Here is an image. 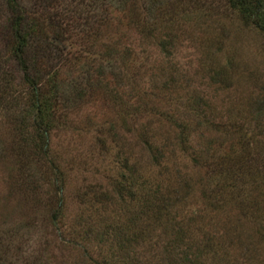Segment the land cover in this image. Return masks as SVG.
<instances>
[{
	"label": "trees",
	"instance_id": "16d2710c",
	"mask_svg": "<svg viewBox=\"0 0 264 264\" xmlns=\"http://www.w3.org/2000/svg\"><path fill=\"white\" fill-rule=\"evenodd\" d=\"M101 1V29L94 30L90 22L80 44H75L81 47L74 49L73 25L68 27L25 0H0V114L19 134L13 151L20 160L22 178L34 188L38 179L52 177L56 205L49 217L63 226L66 201L59 193L72 167L53 154L49 139L53 130L67 127L74 106L61 102L60 75L63 68L75 69L82 54L79 48L93 53L99 46L103 61H115L118 70L110 75L102 69L96 83L87 76L88 89L75 90L77 105L97 96L116 105L123 124L129 118L137 123L135 136L145 153L124 152L112 119L105 129L97 127L101 134L95 142L103 152L110 154V143L117 141L114 158L119 172L110 180L115 196L98 184H88L81 191L79 199L88 205V212L81 208L65 227L69 244L83 246L96 236V246L106 245L107 250L100 258L89 254L93 264H264V149L258 148L261 141L255 139L264 134V94L248 100L252 107L247 110L234 103L221 113L198 90L192 89L186 97L170 95L171 76L157 87L160 92L138 86L145 70L142 61L135 62L139 52L118 42L125 31L111 29L115 13L127 18L129 28L144 38L152 35L158 19L171 21L172 13L160 2L158 19H148L145 3ZM221 1L222 8L208 4L204 9L230 13L243 26L264 34V0ZM100 35L97 42L95 36L100 39ZM159 44L166 50L173 45V37L162 36ZM231 61L213 66L210 77L229 86L226 71ZM123 79L133 82L130 93L123 90ZM238 103L244 105L246 100L239 98ZM141 116L143 122L138 123ZM160 124L166 132L158 129ZM182 157L188 161H181ZM198 169H203L204 177L195 186ZM246 171L250 174L244 176ZM231 204L239 209L238 222L243 218L253 224L255 239L247 230L244 240L242 231L233 227L227 207ZM26 224L0 226V264H21L22 260L33 264L18 242L29 229ZM233 242L243 245L247 255L242 256L247 257L233 252Z\"/></svg>",
	"mask_w": 264,
	"mask_h": 264
},
{
	"label": "rangeland",
	"instance_id": "374dc122",
	"mask_svg": "<svg viewBox=\"0 0 264 264\" xmlns=\"http://www.w3.org/2000/svg\"><path fill=\"white\" fill-rule=\"evenodd\" d=\"M135 1L138 4H146L145 14L148 19H158L156 7L160 2L164 4L165 11L172 13L171 21L158 19L152 35L146 38L130 29L127 18L120 16V12L115 13L111 29L116 28L120 33L121 30L125 31L126 35L118 42L122 45H132L139 52L135 62L139 65L142 61L141 69L145 70L142 78L137 79L138 86L160 92L157 87L171 76L174 87L170 95L186 97L192 89L198 90L203 92L204 96H208L215 108L214 111L221 113L224 108L234 103L247 110L252 107L247 103L248 100H254L257 94H264L262 89L264 34L243 26L237 18L228 16L230 13L226 15L222 11H215L217 9H204L208 4L224 7L221 0H153L150 4L145 2L146 0ZM25 2L31 3L45 15H51L58 20L60 18L68 27L73 25V31L77 32L71 36L75 41L71 43L73 48L81 47L75 44H80L81 34L88 29L90 22L93 23L94 30L101 29L98 23L102 12L101 0H25ZM115 2L118 4V1ZM69 15L72 16L70 19ZM167 34L173 37V45H167V49L164 50L159 40L162 36L167 37ZM95 37L97 42L102 39V35L100 39ZM66 45L68 47V43ZM97 47L98 51L93 53H88L86 48H79L82 54L75 69L63 68L60 75L61 102L70 104V107L74 106L67 127L53 130L49 139L53 154L61 163L72 167L65 178L64 188L59 193L66 201L63 226L53 224L49 217L53 206L56 205L53 201L55 199L52 198L55 182L52 177L50 179L43 177L37 180V186L33 188L24 181L20 160L13 151L14 138L17 139L19 134L13 130V124L5 115L0 114V226L7 227L25 221L28 223L26 225L29 229L21 235L18 242L24 248V255L28 256V260L33 261V264H93L89 254L92 258H100L101 252L107 250L106 245L96 246L97 237L93 235L90 241L83 242V246L73 247L67 241L66 234V228L74 221L77 212L81 208L85 213L88 212L85 208L88 205L79 199L81 191L86 189L88 184H98L100 188L111 189L115 196L110 180L119 172L114 158L117 141L110 143V154L103 152L95 142L96 136L101 134L97 131L98 126L105 129L109 125L108 120L112 119L119 134L118 142L123 146L124 152L135 156L140 155L141 151L145 153L135 136L134 128L137 127V123L133 124L129 118L127 123L123 124L119 112H116V105L109 104L98 96L79 101L77 105L75 90L79 87L88 89L87 76H91L90 80L96 83L102 69L110 75H116L118 70V63L115 61L110 63L103 61L99 46ZM228 58L232 63L230 67L228 65L226 71L229 86H225L224 82L211 78L210 75L213 66L223 64ZM121 83L123 90L130 93L133 82L123 79ZM239 98L242 102L246 100V103L239 104ZM252 112L254 116L255 112ZM137 121L143 122L142 116ZM157 127L163 131L167 130L162 124ZM262 132L264 133V129ZM255 139H260L258 148L263 150L264 134L256 135ZM146 154L147 157L146 155L144 157L148 162V153ZM181 161H188V158L182 157ZM194 174V179L197 177L194 182L196 186L199 178L204 177L203 169L196 170ZM248 174L250 173L246 171L244 176ZM197 189L199 187H196V193H199ZM50 196L53 202H50ZM261 196H264V193ZM227 207L233 227L242 231L244 240L247 230L252 234L251 239H255L253 224L243 218L238 222L236 216L239 209L232 204ZM110 208L113 206L108 209ZM84 245L88 251H84ZM242 246L233 242L232 250L235 254L238 252L244 259L247 256L242 255L244 253L247 255V251ZM21 264H25L23 260Z\"/></svg>",
	"mask_w": 264,
	"mask_h": 264
}]
</instances>
